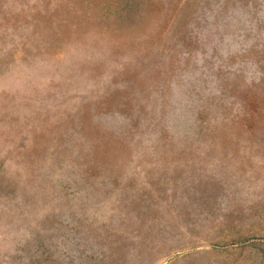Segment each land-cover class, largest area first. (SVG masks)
<instances>
[{
	"label": "rangeland",
	"instance_id": "374dc122",
	"mask_svg": "<svg viewBox=\"0 0 264 264\" xmlns=\"http://www.w3.org/2000/svg\"><path fill=\"white\" fill-rule=\"evenodd\" d=\"M0 264H264V0H0Z\"/></svg>",
	"mask_w": 264,
	"mask_h": 264
}]
</instances>
